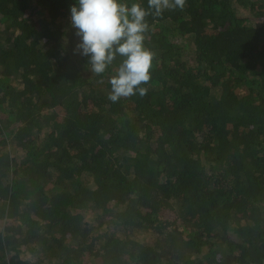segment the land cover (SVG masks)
I'll return each mask as SVG.
<instances>
[{"label":"trees","instance_id":"trees-1","mask_svg":"<svg viewBox=\"0 0 264 264\" xmlns=\"http://www.w3.org/2000/svg\"><path fill=\"white\" fill-rule=\"evenodd\" d=\"M76 3L0 0V264H264V0L147 17L116 103Z\"/></svg>","mask_w":264,"mask_h":264},{"label":"clouds","instance_id":"clouds-1","mask_svg":"<svg viewBox=\"0 0 264 264\" xmlns=\"http://www.w3.org/2000/svg\"><path fill=\"white\" fill-rule=\"evenodd\" d=\"M186 0H147V8L127 0H77L70 8L71 27L79 42L74 54L89 57L91 71L101 76L121 58L111 75L108 99L139 94L143 97L151 81L156 53L146 46L147 17H160L166 10H183Z\"/></svg>","mask_w":264,"mask_h":264},{"label":"rangeland","instance_id":"rangeland-1","mask_svg":"<svg viewBox=\"0 0 264 264\" xmlns=\"http://www.w3.org/2000/svg\"><path fill=\"white\" fill-rule=\"evenodd\" d=\"M33 256H34V255H32V254L30 253V251H25V249L23 248V254H22V259H23V260L34 259Z\"/></svg>","mask_w":264,"mask_h":264}]
</instances>
